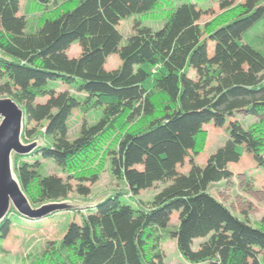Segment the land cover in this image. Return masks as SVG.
<instances>
[{
	"label": "trees",
	"instance_id": "1",
	"mask_svg": "<svg viewBox=\"0 0 264 264\" xmlns=\"http://www.w3.org/2000/svg\"><path fill=\"white\" fill-rule=\"evenodd\" d=\"M18 1L0 0V96L12 97L27 121L46 120L44 132L52 139L29 154H14L13 170L25 195L33 206L68 197L69 181L45 174L43 158L91 184L109 164L127 188L89 208L81 222L72 220L36 264H169L162 248L169 237L192 263L264 264V225L238 217L207 189L232 177L228 163L240 158L237 144L264 164V50L243 40L264 25V8H254L255 0H221L223 11L214 19L221 22L203 36L199 19L205 11L192 0H32L55 6L44 10L35 26L17 14ZM163 6L168 13L159 31L140 27L120 44L122 19ZM77 41L81 52L70 57L67 50ZM112 53L121 63L109 70L105 64ZM51 80L85 93L84 110L105 106L100 118L71 140L63 135V112L80 100L33 102L52 94ZM51 104L61 106L53 111ZM134 113L138 119L131 121ZM237 113L257 121L246 128L231 120L226 142L205 166L193 165L188 173L177 168L197 152L205 122L217 124ZM127 123L133 130L123 131ZM157 182L170 184L149 208L121 200ZM78 190L91 191L80 185ZM173 211H179L178 226L166 228ZM13 212L20 214L11 209L9 215ZM7 217L0 222V238L11 227L4 224Z\"/></svg>",
	"mask_w": 264,
	"mask_h": 264
},
{
	"label": "rangeland",
	"instance_id": "2",
	"mask_svg": "<svg viewBox=\"0 0 264 264\" xmlns=\"http://www.w3.org/2000/svg\"><path fill=\"white\" fill-rule=\"evenodd\" d=\"M57 1L62 3L65 0ZM192 1L205 11L199 19V24L204 31L203 36H205L207 34L206 31L210 30L212 25L221 22L214 21L216 16L223 11L220 6L221 0ZM229 1L238 4L239 2H246L247 0ZM251 5L260 10L264 8V0H255ZM54 7L51 3L46 4L45 7H41L37 5V2L32 0H20L18 1L17 14L19 16L24 15L29 26H35L39 17L44 13V10L53 9ZM167 13L168 10L163 6L157 7L152 12L144 15L134 13L122 19L117 26V31L121 35L120 44H124L127 41V37L138 32L137 29L140 27L146 26L152 32L159 31L166 22ZM243 40L264 50V25L262 23L257 25ZM213 44L214 42H209L210 51L213 50ZM80 52L81 46L78 41L71 44L67 50L70 57H76ZM120 63L121 59L118 53H112L107 58L105 68L110 70L118 67ZM191 74L193 76L195 75L192 72ZM0 83H3L2 78H0ZM48 86L53 87L55 90L52 94L49 93L45 96L35 98L33 102L36 105L51 103L52 99L56 101L57 105H63L62 101L67 96H72L75 101L80 100L71 106L68 111L64 110L63 112L66 114L65 129L63 131L65 139H73L83 130L84 126L96 122L105 108L104 104L97 103L96 105H89L84 110L83 107H87L86 105L88 104L85 101V93L76 91L71 85L63 83L62 81L51 80ZM51 106L53 107V111H56L60 107H54V104H51ZM137 119V113L130 116L131 121ZM236 119L246 128L257 121V117L254 115L237 113L234 118L229 117L224 122L222 121L217 124L213 120L205 122V135L203 138L201 137L202 140L197 152L192 157H186L182 164H177V168L181 172L188 173L191 171L193 165L199 167L205 166L208 157L226 142L229 134L228 126L230 121ZM137 122L139 120L129 124L134 125ZM45 125L46 120L41 123L29 122L25 117L21 135L22 142H35L40 146L50 145L52 139L45 134ZM132 125L129 126L127 123L123 131L131 130L134 128L131 127ZM236 149L240 153V158L237 161L228 163L229 168L233 171L232 177L219 182H213L207 189L212 195L225 203L238 217L247 220L255 226H260V224L264 225V164L258 163L257 158L242 144H237ZM262 156L264 157V151ZM15 162V155L12 154L13 167ZM42 162L44 163L45 174L62 176L70 183V191L66 199L49 201L44 204L62 203L71 207L51 212L47 216L38 219H29L15 212L8 215L4 224L8 225L9 221L11 227L8 228V233H4L0 238V244L3 247V250H0V264H36V257L40 256L44 249H48L49 246L59 243L68 224L72 220L81 222L88 213L89 208L94 207L98 202L114 194L116 190L127 189L123 182L118 183L112 176L109 164L100 174L99 179L91 184L85 180L74 179L69 174L64 173L51 159L43 158ZM168 184L170 182H157L151 188L141 189L138 194L122 195L121 200L149 208L155 194ZM78 185L90 187V193L88 195L80 193ZM41 205L36 204L34 207H40ZM178 223L179 211H173L169 215L166 228H176ZM196 239L194 248L198 247V239ZM162 248L169 264H205L203 262L192 263L186 260L180 254L176 239L174 238L169 237L162 243ZM257 251L259 250L257 249ZM260 258L261 256L258 255L257 259Z\"/></svg>",
	"mask_w": 264,
	"mask_h": 264
},
{
	"label": "water",
	"instance_id": "3",
	"mask_svg": "<svg viewBox=\"0 0 264 264\" xmlns=\"http://www.w3.org/2000/svg\"><path fill=\"white\" fill-rule=\"evenodd\" d=\"M25 117L24 109L12 97H0V222L12 208L26 218L38 219L71 207L62 203L34 207L21 188L13 170L12 154L26 155L38 146L21 140Z\"/></svg>",
	"mask_w": 264,
	"mask_h": 264
}]
</instances>
